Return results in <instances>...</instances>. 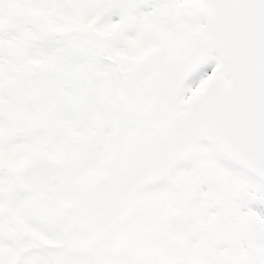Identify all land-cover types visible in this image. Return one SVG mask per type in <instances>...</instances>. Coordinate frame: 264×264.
<instances>
[{"label":"snow or ice","instance_id":"1","mask_svg":"<svg viewBox=\"0 0 264 264\" xmlns=\"http://www.w3.org/2000/svg\"><path fill=\"white\" fill-rule=\"evenodd\" d=\"M0 264H264V0H0Z\"/></svg>","mask_w":264,"mask_h":264}]
</instances>
